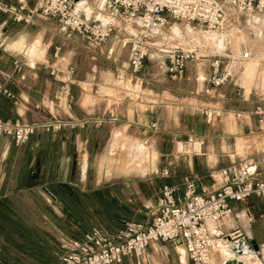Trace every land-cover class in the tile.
<instances>
[{
    "label": "crops",
    "instance_id": "crops-1",
    "mask_svg": "<svg viewBox=\"0 0 264 264\" xmlns=\"http://www.w3.org/2000/svg\"><path fill=\"white\" fill-rule=\"evenodd\" d=\"M0 3L22 6L23 13H28L36 0ZM73 4L89 20H104L114 14L110 0H75ZM126 29L133 31L129 26ZM119 32L97 46L64 28L54 17L34 15L32 22L26 23L15 20L14 13L0 10V86L11 93L0 90V119H61L67 123L55 130L39 128L21 145L12 137L0 136V201L16 202L23 195V202L33 196L45 204H41L42 216L50 218L52 228H42L32 212L25 213L28 222L58 246L55 264L60 262L61 234L79 238L94 227L116 233L127 221L147 222L164 185L175 186L177 196L185 194L189 180L194 181L198 193L213 191L219 183L209 172L244 158H253L264 175V121L253 113L264 100L250 92L256 62L246 63L245 91L236 80L212 86V62H196L191 74L187 70L177 78L195 80L190 92L196 104L157 101L141 111V83H149L160 74L169 76L167 60L164 53H156L157 64L149 78L141 75L147 67L132 73V39ZM58 46L61 50L55 56ZM126 47L128 53H121ZM163 49L169 48L160 51ZM17 62L22 63L20 68ZM70 67H74L72 73ZM134 86H138L135 91ZM117 90L124 93L119 98L110 94ZM149 91L155 92L153 88ZM177 91L186 92L181 87ZM117 121L122 123L119 127L115 126ZM153 121L158 122L157 133L146 129ZM145 134L151 136L155 157L144 163L139 155V164L132 163L123 144L126 147V142H132L128 152L133 159L142 151L137 142ZM119 138V148L113 150ZM112 155H121L119 167L109 165ZM231 206V218L213 224L214 231L221 236L240 229L243 236L226 241L213 264L233 258L244 263L243 255H249L253 264H264V198L253 195L244 201H231ZM173 249L183 264H192L171 241L151 243L146 255L139 257V264H156ZM135 258L127 256L117 264H136Z\"/></svg>",
    "mask_w": 264,
    "mask_h": 264
},
{
    "label": "built area",
    "instance_id": "built-area-1",
    "mask_svg": "<svg viewBox=\"0 0 264 264\" xmlns=\"http://www.w3.org/2000/svg\"><path fill=\"white\" fill-rule=\"evenodd\" d=\"M73 3V0H36L35 7L28 13H23L22 6L0 3V10L12 12L15 20L26 23L32 22L34 15L54 17L64 28L85 36L97 46L106 43L114 31L123 30L132 39L129 62L134 74L144 68L153 35L171 21L192 23L203 31L213 32L224 29L236 13L264 14V0H110L114 12L111 17L89 20L75 10ZM127 25L133 31L126 29ZM60 50V46L56 47L55 56ZM160 53H164L172 79L181 77L187 65L200 56L197 48L176 47L163 49ZM242 57L250 58L251 52L245 50ZM21 64L17 62V67ZM68 71L72 73L74 67ZM235 77V68L223 65L221 58L212 62L209 77L212 86L232 83ZM0 90L11 94L1 86ZM253 113L263 122L264 104H258ZM66 124L61 119L45 122L0 119V136L12 137L17 145H21L39 128L55 130ZM146 129L159 132L158 122H151ZM142 138L145 144L151 142L148 134ZM259 165L253 158H244L212 169L209 175L219 186L210 192L198 193L193 180L187 182L183 196L175 194V186L164 185L149 221H127L116 233L94 227L82 237L69 239L61 245L59 264L122 263L127 256L144 257L148 246L160 241L183 246L188 263L213 264L215 253L226 241L243 236L240 229L218 236L213 224H223L231 218V201H244L253 195L264 198V175ZM164 173L169 174V170L165 169Z\"/></svg>",
    "mask_w": 264,
    "mask_h": 264
},
{
    "label": "rangeland",
    "instance_id": "rangeland-1",
    "mask_svg": "<svg viewBox=\"0 0 264 264\" xmlns=\"http://www.w3.org/2000/svg\"><path fill=\"white\" fill-rule=\"evenodd\" d=\"M175 25L182 30V35L180 37L177 35L175 36L172 30V27ZM189 25L198 35L204 36L212 33V32L203 31L202 29H200V27L192 23L189 24L187 22L177 21V20L171 21V23L168 26H166V28L163 30L164 32L161 33V35L159 36L157 35L156 37L153 38L151 44L152 46L148 52V57L144 65V68L147 67L148 70L144 71L141 74L142 76H145L147 78L150 77L148 73L153 72V70L156 67L157 63L154 60L156 57L155 54L160 53V48L181 47V48L191 49L195 47V46L189 47L186 43L185 30L186 27ZM214 32H217L218 34L220 33L224 34L225 48L223 50L216 49L214 46L208 45L207 42L204 44L203 41L201 42L203 43V46H200L199 43H195L194 45L198 46L196 48H198V52L200 53L199 54L200 56L197 60L191 61V63H189L190 67L188 69L186 68L185 73L187 70H189L190 71L189 74H191L196 65V62L198 64L200 63L205 64L208 63V60L214 62L216 59L221 58L223 61V65L233 66L235 68V70L237 71L235 80L240 85L241 90L245 91L246 88L242 84L244 80L243 71L245 70L246 63L249 62L250 60H253L254 62L257 63V70L253 78V81L251 82L250 92L253 97L262 98L264 100V14L258 12L246 13V14L236 13L232 16V18H230L229 22L224 27V29L219 31H213V33ZM115 33H118V30L114 31V34ZM119 33L125 34V35H121L122 37L124 36L129 37L123 30H120ZM199 46L201 47V50H199L200 48ZM245 50L251 52V57L248 59H244L242 57V54ZM121 53H128V48L127 47L123 48ZM227 56H229L230 58H226ZM133 82L134 83L137 82L136 79H134ZM140 83L141 81L139 80V84ZM194 83L195 80L193 78L189 80L188 78L184 77L182 79L172 80L169 76L167 75L165 76L163 74H160V77L158 76L155 80L150 79L149 83L143 81L140 85V90H139V110L143 111L145 109H149L150 103L157 101L165 102L167 105H173L172 103L175 101H183L184 103L187 104L190 103L196 104L197 102L195 98L192 97L193 95H191L190 92L194 88ZM128 86H130L131 88V85ZM178 87H181L186 92L179 93L177 91ZM137 88L138 86H134V91ZM150 88H153L155 92L152 93L151 91H149ZM129 93L130 92H128V94ZM110 94H113L116 96V98H119L124 93H122V91L117 90L110 92ZM121 124L122 123L120 121H117L115 126L119 127ZM122 128L123 126L120 127V129ZM120 139L121 138L115 140L117 145L113 146V150L119 148L118 143L120 142L119 141ZM124 140L126 139H123V142ZM126 143H127L126 146L127 149L123 144V148H124L123 150L127 151L128 158H130V160L133 161L132 163L135 162L139 164V153H140L139 150L137 154H135L136 157L133 158L134 159L133 160L131 158V153L128 152L130 151L132 142L128 141ZM137 143H140L142 146L143 151H141L140 154L142 161L144 163L151 162L153 160L152 157H155V153L153 151L151 143L145 144L142 137L139 138ZM149 152L152 153V157L151 154L149 156ZM120 158H122L121 155L119 156L117 155V157L112 155L111 159H109L108 161L109 165L111 166L117 165V167H119ZM20 197H21L20 200L16 201L15 203L17 209L21 211L29 210L30 212H32V214L34 215L33 217L42 228L44 227L52 228V224L49 222L50 218L47 219L46 217L42 216V214L45 213L43 208H41L44 203H39L33 200L32 199L33 196H28L31 200L28 199V201L25 202H23L24 196L21 195ZM11 238L12 236H10L9 234L0 233V242H4L8 244L11 241H13L11 240ZM73 238L75 237L71 235L61 234L58 241L60 245H62L65 241ZM31 261L33 263H36L37 259L31 258ZM135 263L139 264V257L135 258ZM156 264H183V263L180 260V255L173 249L169 257L159 259L158 261H156Z\"/></svg>",
    "mask_w": 264,
    "mask_h": 264
},
{
    "label": "trees",
    "instance_id": "trees-1",
    "mask_svg": "<svg viewBox=\"0 0 264 264\" xmlns=\"http://www.w3.org/2000/svg\"><path fill=\"white\" fill-rule=\"evenodd\" d=\"M15 201H0V233L12 236L10 243L0 242V264H55L56 249L51 238L28 222L26 211ZM56 247V248H55Z\"/></svg>",
    "mask_w": 264,
    "mask_h": 264
},
{
    "label": "bare ground",
    "instance_id": "bare-ground-1",
    "mask_svg": "<svg viewBox=\"0 0 264 264\" xmlns=\"http://www.w3.org/2000/svg\"><path fill=\"white\" fill-rule=\"evenodd\" d=\"M255 16V15H254ZM260 19V18H259ZM258 19V20H259ZM257 20V19H256ZM261 21V20H260ZM259 21V22H260ZM257 22V21H256ZM258 23V22H257ZM259 25V24H258ZM129 27H131L130 25H127ZM132 29V27H131ZM262 29V28H261ZM133 30V29H132ZM172 30L175 34V36H181L182 35V30L178 27V26H173L172 27ZM213 33V32H212ZM208 34V35H204V36H201V35H198L193 29L192 27L189 25L186 27V30H185V37H186V43L188 46L192 47V46H195L194 48L198 47L196 45H194L195 43H199L200 46H203V43L205 44L206 42L208 43V45H212L214 46L216 49H224L225 48V45H224V34H218L217 32H214L213 34ZM203 41V43H201ZM199 46V47H200ZM192 49V48H191ZM198 50V48H197ZM199 50H201V47L199 48ZM130 87V86H129ZM151 150V149H150ZM143 151V150H142ZM141 153V152H140ZM151 154V157H152V153L149 152V156ZM140 155V154H139ZM145 155V154H144ZM147 156V155H146ZM153 158V157H152ZM145 159V158H144ZM182 251L183 254H186V251L184 249L183 246L181 245H178ZM224 249V248H223ZM219 251H221L219 249ZM240 252V251H239ZM216 253H219L218 251ZM215 253V254H216ZM235 253V252H234ZM241 255V254H240ZM221 256V254L219 255ZM237 256V255H236ZM217 257V256H216ZM216 257L214 256L213 257V260L212 261H216ZM245 264H253V261L250 259V256L249 255H243L242 258H241ZM186 260V259H184ZM214 263V262H213ZM258 264H261V263H258Z\"/></svg>",
    "mask_w": 264,
    "mask_h": 264
},
{
    "label": "water",
    "instance_id": "water-1",
    "mask_svg": "<svg viewBox=\"0 0 264 264\" xmlns=\"http://www.w3.org/2000/svg\"><path fill=\"white\" fill-rule=\"evenodd\" d=\"M73 1H75V0H73ZM238 243L239 242L236 243V248L239 245ZM224 264H244V263L242 261H240V260H237L236 258H233V259H230V260L225 261Z\"/></svg>",
    "mask_w": 264,
    "mask_h": 264
},
{
    "label": "clouds",
    "instance_id": "clouds-1",
    "mask_svg": "<svg viewBox=\"0 0 264 264\" xmlns=\"http://www.w3.org/2000/svg\"><path fill=\"white\" fill-rule=\"evenodd\" d=\"M22 40L25 39L24 37L21 38Z\"/></svg>",
    "mask_w": 264,
    "mask_h": 264
}]
</instances>
